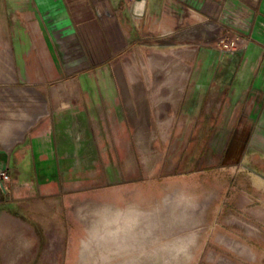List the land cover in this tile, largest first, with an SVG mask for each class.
I'll use <instances>...</instances> for the list:
<instances>
[{
	"label": "rangeland",
	"instance_id": "rangeland-1",
	"mask_svg": "<svg viewBox=\"0 0 264 264\" xmlns=\"http://www.w3.org/2000/svg\"><path fill=\"white\" fill-rule=\"evenodd\" d=\"M198 20L179 19L132 44L135 37L128 38L131 45L112 72H96V80L138 81L143 87L136 115L127 113L131 106L123 100L118 122L107 110L96 112L94 168L49 170L58 178L47 182L39 170H32L29 182L9 174L4 192L0 188V264H261L262 253L253 262L246 238L230 231L229 180H181L184 157L198 143L201 126L211 128L206 142L200 141L207 167L220 159L229 138H216L214 125L204 124L199 113L216 90L197 88L220 80L215 71L221 55L247 41L213 22L205 24L204 35ZM225 77L231 80V73ZM134 91L120 90L119 97ZM124 143L137 158L132 168H111L110 175L102 157ZM103 147L107 153H98ZM151 173L159 180H150Z\"/></svg>",
	"mask_w": 264,
	"mask_h": 264
},
{
	"label": "crops",
	"instance_id": "crops-1",
	"mask_svg": "<svg viewBox=\"0 0 264 264\" xmlns=\"http://www.w3.org/2000/svg\"><path fill=\"white\" fill-rule=\"evenodd\" d=\"M143 2L144 14L136 16L134 0H0V170L27 182L34 180L32 170H39L47 182L58 178L49 170L94 168L96 112L107 110L118 122L124 103L131 106L127 113L136 115L137 105L142 107L136 95L143 87L138 81L96 80V72L111 73L134 40L179 19H199L203 33L205 24L230 26L246 43L221 55L215 71L220 80L197 88L216 90L214 100L200 104L201 121L214 125L216 138L229 139L208 168L200 141L206 142L211 128L201 126L198 143L184 157L181 180L229 183L230 231L238 240L246 238L249 259L261 252L264 264V0ZM197 48L203 50L200 42ZM123 89L135 91L119 97ZM103 148L98 153H107ZM114 149L102 157L105 167L132 168L135 149L125 143ZM210 151L217 155L216 148ZM196 157L198 164L191 162Z\"/></svg>",
	"mask_w": 264,
	"mask_h": 264
},
{
	"label": "water",
	"instance_id": "water-1",
	"mask_svg": "<svg viewBox=\"0 0 264 264\" xmlns=\"http://www.w3.org/2000/svg\"><path fill=\"white\" fill-rule=\"evenodd\" d=\"M145 4L143 0H134L132 12L136 16H142L144 14Z\"/></svg>",
	"mask_w": 264,
	"mask_h": 264
},
{
	"label": "built area",
	"instance_id": "built-area-1",
	"mask_svg": "<svg viewBox=\"0 0 264 264\" xmlns=\"http://www.w3.org/2000/svg\"><path fill=\"white\" fill-rule=\"evenodd\" d=\"M9 179V174L6 172V170H0V188H3V184L5 181Z\"/></svg>",
	"mask_w": 264,
	"mask_h": 264
}]
</instances>
